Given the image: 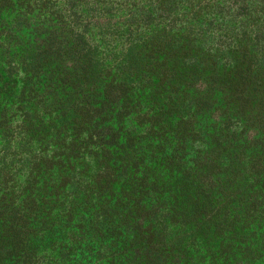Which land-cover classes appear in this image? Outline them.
<instances>
[{"label":"trees","instance_id":"trees-1","mask_svg":"<svg viewBox=\"0 0 264 264\" xmlns=\"http://www.w3.org/2000/svg\"><path fill=\"white\" fill-rule=\"evenodd\" d=\"M0 264H264V0H0Z\"/></svg>","mask_w":264,"mask_h":264},{"label":"rangeland","instance_id":"rangeland-1","mask_svg":"<svg viewBox=\"0 0 264 264\" xmlns=\"http://www.w3.org/2000/svg\"><path fill=\"white\" fill-rule=\"evenodd\" d=\"M6 10H9L10 11L11 9L10 8H7Z\"/></svg>","mask_w":264,"mask_h":264}]
</instances>
